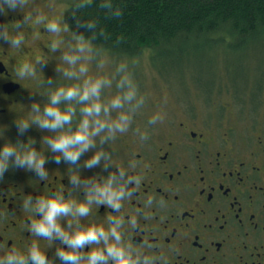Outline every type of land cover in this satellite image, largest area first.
<instances>
[{
  "label": "flooded vegetation",
  "instance_id": "flooded-vegetation-1",
  "mask_svg": "<svg viewBox=\"0 0 264 264\" xmlns=\"http://www.w3.org/2000/svg\"><path fill=\"white\" fill-rule=\"evenodd\" d=\"M33 9L65 25L54 7L29 4L25 11ZM21 15L0 14V24L10 25ZM24 31L22 48L0 44V128L16 125L22 114L27 115L30 100L42 99L37 93L44 90L41 81L46 76L55 75L61 83L55 67L62 59L49 47L50 40L60 37L33 22ZM38 59L45 64L36 63ZM25 62L35 64L36 75L21 79L15 69ZM237 91L213 106L185 101L180 95L169 110L155 103L157 110L165 111L162 123L149 124L152 111L147 116L137 112L129 131L106 146L121 165L134 160L135 172L143 177L136 196L125 205L131 214L141 210L127 238L154 257V264H264V99L243 101ZM137 128L148 132L147 140L139 138ZM36 130L27 135L39 141ZM47 167L45 181L24 170H9L0 182V254L13 248L23 251L36 239L26 231L31 216L22 207L26 194L50 196L64 191L68 199H82L67 184L66 165L50 161ZM93 171L100 169L85 174ZM149 196L155 203L146 207ZM108 215L119 213L93 205L82 223H103ZM145 242L153 247L146 248ZM41 244L46 247L49 242L41 240ZM53 252L54 246L48 255Z\"/></svg>",
  "mask_w": 264,
  "mask_h": 264
},
{
  "label": "clouds",
  "instance_id": "clouds-1",
  "mask_svg": "<svg viewBox=\"0 0 264 264\" xmlns=\"http://www.w3.org/2000/svg\"><path fill=\"white\" fill-rule=\"evenodd\" d=\"M29 2L0 0V14L22 13L10 25L0 24V44L22 48L24 29L29 22L41 25L48 33L60 37L50 40L49 47L63 61L55 67V74L60 73L64 82L57 83L55 75L41 81L44 90L37 94L46 102L41 103L42 99L35 97L30 100L27 117L16 122V140L8 138L5 128H0V182L9 170H24L45 181L50 173L47 165L52 161L66 165L67 184L82 199H68L64 191L50 196L26 194L22 207L31 214L26 231L36 239L30 240L23 251L13 248L0 254V264H154V257L144 254L127 238L129 229L137 225L141 210L131 214L125 205L136 196L143 177L135 172L134 160L121 165L106 147L129 131L146 97L140 94L128 62L118 63L111 76L89 74V65L98 54L93 41L107 34L97 19L84 18L83 11L98 3L106 16L120 18L123 9L117 0H72L75 31L70 33L60 19H52L39 9L25 11ZM49 7L54 5L50 3ZM36 63L45 64L39 59ZM97 66L103 68L104 62L97 61ZM15 71L24 79L36 75V66L25 62ZM113 86L117 92L105 102L102 96ZM165 117L159 110L148 122L155 125ZM32 128L43 131L39 141L27 135ZM136 132L141 140L148 139L146 130L137 128ZM26 135L27 139H22ZM97 168L100 171L85 174V170ZM154 203L151 196L144 201L146 207ZM160 204L163 206V201ZM93 205L104 206L119 215H108L103 223L91 220L82 223L90 217ZM41 240L49 244L42 246ZM53 246L54 252L49 256ZM145 247L153 245L145 242Z\"/></svg>",
  "mask_w": 264,
  "mask_h": 264
},
{
  "label": "rangeland",
  "instance_id": "rangeland-1",
  "mask_svg": "<svg viewBox=\"0 0 264 264\" xmlns=\"http://www.w3.org/2000/svg\"><path fill=\"white\" fill-rule=\"evenodd\" d=\"M70 2L71 0H30L29 4L45 8L51 3L59 12V17L65 21V12ZM65 25L68 26L66 22ZM69 32H73L70 27ZM220 37L223 38L209 36L199 42L192 40L189 43L190 52L181 59L175 58V53L165 49H148L139 56L120 55L93 43L98 54L89 65V74L111 76L118 63L128 62L139 85L140 94L146 97L145 104L138 111L143 116H147L148 111H159L155 108V103L169 110L177 103V99L180 100L179 95L185 101H200L204 105L213 106L215 101L227 99L230 93L234 95L236 87L240 88L237 92L240 93L239 99L243 101L263 100L264 30L245 41L235 39L228 33ZM97 61H103L104 67H98ZM165 64L172 66L164 71L162 67ZM57 78L61 83L64 82L61 74ZM116 92L115 86L106 89L104 94L107 93V96H102L104 101L107 102ZM162 111L165 113L164 109ZM26 117L27 115L22 114L18 120ZM5 130L8 138L16 140V125L10 124ZM35 133L43 134L41 130H36Z\"/></svg>",
  "mask_w": 264,
  "mask_h": 264
},
{
  "label": "trees",
  "instance_id": "trees-1",
  "mask_svg": "<svg viewBox=\"0 0 264 264\" xmlns=\"http://www.w3.org/2000/svg\"><path fill=\"white\" fill-rule=\"evenodd\" d=\"M117 4L124 13L120 18L106 16L98 3L82 15L97 19L107 34L93 43L120 55L165 49L181 59L190 52L192 40L222 39L220 35L228 33L245 41L264 30V0H117ZM71 7L72 0L64 18L75 31ZM171 66L165 64L162 70Z\"/></svg>",
  "mask_w": 264,
  "mask_h": 264
}]
</instances>
